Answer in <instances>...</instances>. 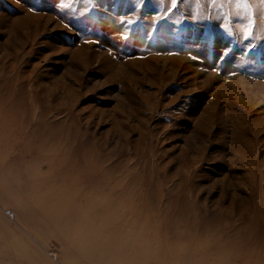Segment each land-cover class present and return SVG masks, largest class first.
Returning <instances> with one entry per match:
<instances>
[{"label":"rangeland","instance_id":"374dc122","mask_svg":"<svg viewBox=\"0 0 264 264\" xmlns=\"http://www.w3.org/2000/svg\"><path fill=\"white\" fill-rule=\"evenodd\" d=\"M0 96L264 254V0H0Z\"/></svg>","mask_w":264,"mask_h":264},{"label":"bare ground","instance_id":"6f19581e","mask_svg":"<svg viewBox=\"0 0 264 264\" xmlns=\"http://www.w3.org/2000/svg\"><path fill=\"white\" fill-rule=\"evenodd\" d=\"M0 99V264H264L234 258L230 228L151 195L93 149L46 142L41 115Z\"/></svg>","mask_w":264,"mask_h":264},{"label":"snow or ice","instance_id":"6c2138e0","mask_svg":"<svg viewBox=\"0 0 264 264\" xmlns=\"http://www.w3.org/2000/svg\"><path fill=\"white\" fill-rule=\"evenodd\" d=\"M223 55V54H222Z\"/></svg>","mask_w":264,"mask_h":264}]
</instances>
